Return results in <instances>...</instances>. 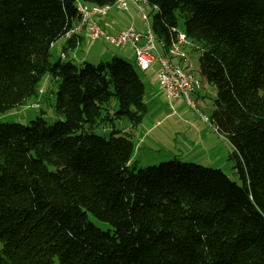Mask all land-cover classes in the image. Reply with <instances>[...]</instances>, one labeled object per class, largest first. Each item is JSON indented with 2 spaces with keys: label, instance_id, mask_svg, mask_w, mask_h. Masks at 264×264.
<instances>
[{
  "label": "trees",
  "instance_id": "obj_1",
  "mask_svg": "<svg viewBox=\"0 0 264 264\" xmlns=\"http://www.w3.org/2000/svg\"><path fill=\"white\" fill-rule=\"evenodd\" d=\"M146 1L164 52L178 19L200 52L241 185L196 164L133 165V137L114 123L136 129L146 113L135 62L50 61L60 38L64 51L93 43L84 30L64 37L77 2L115 0H0V113L41 99L47 77L62 118L0 123V264H264V0Z\"/></svg>",
  "mask_w": 264,
  "mask_h": 264
},
{
  "label": "rangeland",
  "instance_id": "obj_2",
  "mask_svg": "<svg viewBox=\"0 0 264 264\" xmlns=\"http://www.w3.org/2000/svg\"><path fill=\"white\" fill-rule=\"evenodd\" d=\"M129 12L133 14L135 28L140 29L143 24L132 6H129ZM115 13L125 23H129V13L119 11ZM140 31H144V26ZM177 33H184L183 23L180 19H178ZM95 45L106 47L110 51L107 53H118L116 48L106 43H97ZM87 46L88 42L83 45L82 50L84 51ZM185 51L187 57L182 61L183 65L190 70L194 77L202 81L201 84L203 83L204 88L206 87L201 106L196 102V107L204 116L210 119V114L213 110L212 101L215 98V88L204 82L199 75L197 59L200 52L193 50L191 47L186 48ZM112 58L102 62L110 63ZM57 60V57L51 53L50 61L55 62ZM128 60L129 62L133 61L131 57H128ZM89 62L95 65L98 64V62ZM137 73L145 86L144 102L147 110L143 120L138 126L139 128L137 127L136 129H131L130 124L125 119L114 123L115 130L129 132L133 137L135 147L131 161L133 165L137 169H142L170 161L196 164L205 168L220 170L232 182L240 186L241 179L237 172V163L232 158L233 148L223 136L213 131L212 127L214 125L212 122L210 121L209 124L202 122L184 104H181V107L177 110L176 107L174 110L171 109L163 94L153 93L150 96L151 88H155L153 83L154 69L151 68L145 72L137 69ZM40 88L46 89L45 96L47 99L45 101L43 99L36 100L39 97L37 94L35 98H31L27 102V106L3 114L0 113V123H15L26 126L32 120L40 117L41 110L44 111L43 119L49 125L56 121H62V118H59V120L53 110L56 87L45 86L43 79L40 83ZM34 104H37L39 108L32 107ZM113 108L114 104H110L103 113L109 112L110 114ZM147 130L149 131L145 134ZM111 131L112 128L104 127V129L95 131V134L107 138ZM91 221L100 229H107L106 224L94 219H91ZM54 264H57V262Z\"/></svg>",
  "mask_w": 264,
  "mask_h": 264
},
{
  "label": "built area",
  "instance_id": "obj_3",
  "mask_svg": "<svg viewBox=\"0 0 264 264\" xmlns=\"http://www.w3.org/2000/svg\"><path fill=\"white\" fill-rule=\"evenodd\" d=\"M129 6L134 8L144 31H137L131 24L118 33L109 35L96 22L111 11L130 13ZM77 10L80 20L64 37H76L84 30L91 42L102 40L118 48L129 46L134 52V62L138 70L145 72L157 63L155 80L166 100L182 102L202 122L209 124L210 119L199 111L194 100V94L201 89V80L182 65V61L186 59L185 49L191 47V42L184 33H177L164 52L163 43L151 30L150 21L154 9L146 0H115L113 5L101 7L77 2ZM38 94H42V90ZM212 129L215 131L213 127Z\"/></svg>",
  "mask_w": 264,
  "mask_h": 264
},
{
  "label": "crops",
  "instance_id": "obj_4",
  "mask_svg": "<svg viewBox=\"0 0 264 264\" xmlns=\"http://www.w3.org/2000/svg\"><path fill=\"white\" fill-rule=\"evenodd\" d=\"M115 12L116 11H111V13H109L107 16L97 19L98 24L100 25V27L104 31H106L109 34H113V33H116L117 31L123 29L126 26H129L131 24L134 25L135 20L133 19V14L132 13H130L128 15L129 18H130L129 19V23H127V22L125 23L119 17V15L116 14ZM142 28H143V26L140 29H137V28H135V29L137 31L141 32L140 30ZM87 42H88L87 38H85L84 36H82L81 39H80V45L77 48L71 49V50L68 49V50L64 51V49L66 48L65 47L66 42H65L64 39H61L60 38L52 46L50 53H52L53 56L57 57V59H60L61 58L62 61L68 59V60H73V62H76V63H81L83 61H87V62L92 61V62H98L99 63V62H102V61H104L106 59H110L112 57L113 58L114 57L121 58V59H124V60H126L128 62H129L128 57H131L132 60H133L131 63L134 62V54L128 48H123V49L116 48V51L118 53H107V52H110V51H108V49L106 47H100L98 45H95L97 43L105 44V43L99 41V42H95V43H92V44L88 43L87 48L83 51L82 50L83 49L82 47H83L84 44H87ZM113 48H115V47H113ZM61 54H64L65 57L62 58L61 57ZM186 57H187V55H186ZM50 59H51V57H50ZM182 65H183V63H182ZM184 67H186V66H184ZM151 68L154 69V73H153V83H154V87L155 88H151L150 96H152L153 93L160 94L161 95L163 93L161 92V89L159 88V86H158V84L156 83V80H155V74H156V71L158 69L157 63H154L151 66ZM43 79H44V82H45V86L46 85H49L51 88H53V86H52L53 83L50 82L49 78L45 77ZM205 88H204V85L202 83V88L194 94V100L200 106H201V102L203 101V98H204L203 97V94L205 93L204 92L205 91L204 90ZM45 93L46 92L44 90V94H43V96H41V99H43L44 101L47 99V97L45 96ZM144 97H145V95H144ZM168 103L170 104V108L173 109V110L175 109V107H176V110H177L178 108L181 107V104H183L180 101H168ZM41 112L44 113V111H42V110H41ZM148 131L149 130H147L145 132V134H147Z\"/></svg>",
  "mask_w": 264,
  "mask_h": 264
}]
</instances>
